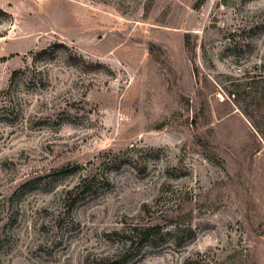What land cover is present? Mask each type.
Segmentation results:
<instances>
[{
	"label": "rangeland",
	"instance_id": "rangeland-1",
	"mask_svg": "<svg viewBox=\"0 0 264 264\" xmlns=\"http://www.w3.org/2000/svg\"><path fill=\"white\" fill-rule=\"evenodd\" d=\"M26 67L0 95V264H115L141 223L193 238L124 264H264V0H0V92Z\"/></svg>",
	"mask_w": 264,
	"mask_h": 264
},
{
	"label": "trees",
	"instance_id": "trees-1",
	"mask_svg": "<svg viewBox=\"0 0 264 264\" xmlns=\"http://www.w3.org/2000/svg\"><path fill=\"white\" fill-rule=\"evenodd\" d=\"M55 48H63L66 49L63 45L61 44H54L50 48L43 49L39 52H36L33 54V60L35 61L33 64V67H35V63L37 62V59L44 58V57H49L51 56L50 54H53V50ZM67 60L69 63H72L75 67H78L80 69H84L87 67L86 62L84 59L81 57H78L77 55H74L73 53H70L67 55ZM31 68V67H29ZM28 67H26L23 70H15L12 72L11 77H10V83L8 86V89L3 90L0 92V95H2V100L3 102L11 101L10 98L11 96V88L13 87V84H15V77L16 76H24V78L27 81H32L34 79L35 75V69L29 70ZM40 73V72H37ZM25 80V81H26ZM18 82V81H17ZM2 105H5L2 104ZM5 106H1L0 112L3 111ZM95 177V176H93ZM92 187V177H84L81 179L74 188L70 190H62L60 192V199L61 202L64 204V207L68 203V206H72L77 199V195H87L90 193V189ZM174 233H168L162 231L161 228H159L157 225H150V224H137L134 226H130L129 230L125 229L124 234L121 236V240H123V243H121V247L118 248L115 253L112 255L115 264H124L127 260L128 254L131 252V250L134 249L135 246H141V247H152L155 248L159 243H164L166 242V237L170 236L173 241V245L176 248H183V245L187 239L193 238L192 232L189 231V235L186 237L185 240H183V231L175 228ZM118 234V233H117ZM3 237L0 239V243ZM188 259L185 260V262ZM1 263V261H0Z\"/></svg>",
	"mask_w": 264,
	"mask_h": 264
}]
</instances>
